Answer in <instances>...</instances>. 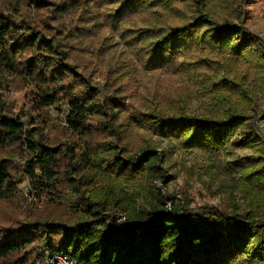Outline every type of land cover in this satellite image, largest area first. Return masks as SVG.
Returning <instances> with one entry per match:
<instances>
[{
	"label": "trees",
	"instance_id": "trees-1",
	"mask_svg": "<svg viewBox=\"0 0 264 264\" xmlns=\"http://www.w3.org/2000/svg\"><path fill=\"white\" fill-rule=\"evenodd\" d=\"M257 1L0 0V203H17L27 183L56 210L24 219L15 213L8 225V212L0 217L8 215L0 223V264L55 254L81 264H264V142L250 123H264V40L248 25ZM113 29L129 47L118 69L133 73L138 65L153 79L178 78L183 100L133 111L112 64L104 88H93L91 63L110 49L105 34ZM194 85L211 115H188L184 97ZM26 87L34 89L29 108L16 114L1 92ZM60 105L66 128H54L53 137L47 109ZM140 130L206 154L249 149L244 165L224 169L250 206L192 207L187 196L177 204L166 195L149 215L141 212L144 184L165 183L166 171L159 143ZM98 172L103 186H94ZM123 186L135 197L117 194Z\"/></svg>",
	"mask_w": 264,
	"mask_h": 264
},
{
	"label": "rangeland",
	"instance_id": "rangeland-1",
	"mask_svg": "<svg viewBox=\"0 0 264 264\" xmlns=\"http://www.w3.org/2000/svg\"><path fill=\"white\" fill-rule=\"evenodd\" d=\"M225 14H228L227 10H225ZM248 25L258 37L264 40V0H258L252 7ZM105 39L107 41L105 43L110 45V49L105 51V55L101 58L94 59L90 70L92 71V86L98 91L105 86L106 76L111 64L114 65L112 69H118L123 63L120 62L123 61L122 56L129 54V47L123 38L122 32L114 29L109 30L105 34ZM114 62L118 63L113 64ZM118 71L123 73L121 82L128 89L127 92L131 94L126 104L132 105L133 111L142 110L143 105H152L153 102L156 103L162 99L174 102L183 100L181 88L176 86L179 83L177 82L178 78L173 79V77H170L172 79H168L165 75L159 78L155 74L156 78L153 79L151 72L142 69L138 65L135 66L133 73L122 68H119ZM156 88L160 90V93L153 90ZM198 89L199 87L194 85L191 97H184V101L187 102L188 115L201 118L211 115L213 110L208 104V99L197 93ZM33 90V88L27 87L21 90H3L1 96L8 106L14 107L16 114H21L28 110ZM259 105L261 110L264 111V98L259 100ZM66 111L67 109L62 105L47 109L48 131L53 137L55 135L53 134L54 128H66ZM250 123L258 139L264 142V123L259 119H255ZM90 125L95 126L96 123L90 122ZM25 129L33 133L34 124L28 119L25 120ZM148 134L144 130L139 132L142 138L159 143V150L165 157L163 168L166 173L165 183L155 181L144 184V189L140 191L141 196L137 203L141 212L149 215L152 208L158 204V198L166 195L172 197L177 204L185 202V196H187L192 203V207L197 204H208L228 209H233L234 206H250L251 197L243 191L241 183L236 181L235 176H231L224 169L227 162L239 161L241 165H244L246 158L251 155L249 149L244 147L226 148L218 153L206 154L198 149L184 148L180 140L159 135L148 136ZM95 179L94 186H103L106 183V178L100 172L97 173ZM19 190L23 197L17 203L12 202L9 205L0 203V217L6 215L7 212L11 216V218H7L8 215L5 216L6 221H4V218L0 219V223L4 221L3 225L11 223L13 221L12 216L15 213L18 214L19 219L27 217V213H31L32 217L56 214V210L46 204L48 200L45 196L42 197L41 201L34 195L32 196L27 183L22 184ZM121 190L126 191L125 193L130 194L132 198L135 197V195H131L133 189L124 186L121 189L116 188L117 194ZM31 206L34 207L30 208ZM241 213L243 212H239V214ZM260 213L264 216V206L260 207Z\"/></svg>",
	"mask_w": 264,
	"mask_h": 264
},
{
	"label": "built area",
	"instance_id": "built-area-1",
	"mask_svg": "<svg viewBox=\"0 0 264 264\" xmlns=\"http://www.w3.org/2000/svg\"><path fill=\"white\" fill-rule=\"evenodd\" d=\"M118 222H124L126 220V216L123 212H118ZM35 264H81L73 260L72 258L61 255V254H55L51 257H48L44 259L42 262L38 261Z\"/></svg>",
	"mask_w": 264,
	"mask_h": 264
}]
</instances>
